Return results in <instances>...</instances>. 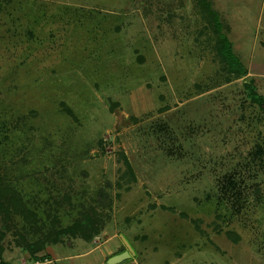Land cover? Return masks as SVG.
<instances>
[{
	"label": "rangeland",
	"instance_id": "rangeland-1",
	"mask_svg": "<svg viewBox=\"0 0 264 264\" xmlns=\"http://www.w3.org/2000/svg\"><path fill=\"white\" fill-rule=\"evenodd\" d=\"M206 1L244 77L197 0H0L3 264H264V0Z\"/></svg>",
	"mask_w": 264,
	"mask_h": 264
},
{
	"label": "trees",
	"instance_id": "trees-1",
	"mask_svg": "<svg viewBox=\"0 0 264 264\" xmlns=\"http://www.w3.org/2000/svg\"><path fill=\"white\" fill-rule=\"evenodd\" d=\"M197 1L205 18L213 27V33L215 34L214 46L219 60L223 65L222 69L225 70L228 75H231L235 78L244 77L247 74V70L233 53L232 44L222 31V24L219 21L217 12L212 9L211 4L208 1ZM243 88L245 91V96L249 100V102L253 105H256L258 109H260L264 113V97L257 93L253 80L250 79L244 81ZM126 166L128 174L132 176L131 167L127 162ZM4 210V204L0 202V212ZM95 224L98 225V220H96L95 212H92V215L84 214L79 219L75 220L70 226H67L59 231H48L47 235H45V239L50 241L62 236H68L70 238H81L83 240H89L93 234L98 233L97 228L88 230V227H91L90 229L94 228ZM2 237L3 234L0 232V241L2 240ZM2 254V246L0 245V264L4 263Z\"/></svg>",
	"mask_w": 264,
	"mask_h": 264
},
{
	"label": "water",
	"instance_id": "water-1",
	"mask_svg": "<svg viewBox=\"0 0 264 264\" xmlns=\"http://www.w3.org/2000/svg\"><path fill=\"white\" fill-rule=\"evenodd\" d=\"M126 248H127V250H125L119 254H116L114 256L109 257L108 260H106V264H119V263H121L127 259H130L131 250L127 244H126Z\"/></svg>",
	"mask_w": 264,
	"mask_h": 264
},
{
	"label": "crops",
	"instance_id": "crops-1",
	"mask_svg": "<svg viewBox=\"0 0 264 264\" xmlns=\"http://www.w3.org/2000/svg\"><path fill=\"white\" fill-rule=\"evenodd\" d=\"M5 256V255H4ZM2 258H3V261L5 260V261H9V259H5L3 256H2Z\"/></svg>",
	"mask_w": 264,
	"mask_h": 264
}]
</instances>
